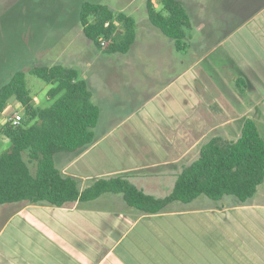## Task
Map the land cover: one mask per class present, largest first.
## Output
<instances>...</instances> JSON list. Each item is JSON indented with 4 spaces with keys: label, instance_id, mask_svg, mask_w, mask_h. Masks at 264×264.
Listing matches in <instances>:
<instances>
[{
    "label": "crops",
    "instance_id": "1",
    "mask_svg": "<svg viewBox=\"0 0 264 264\" xmlns=\"http://www.w3.org/2000/svg\"><path fill=\"white\" fill-rule=\"evenodd\" d=\"M101 4L115 13L126 8L114 1ZM182 4L189 14H210L197 21L199 29L223 28L225 14L244 15L200 57L176 49L147 16L128 14L136 33L128 52L101 48L92 56L102 62H87L81 78L70 61L79 54L63 52L54 63L87 81L100 110L94 141L78 154L59 157V170L75 178L79 190L98 179L126 177L145 193L164 197L213 137L234 141L252 119L264 139V0ZM12 7L0 0V30ZM28 50L23 47L17 57ZM3 67L0 53V87L8 80ZM19 70L24 69L8 78ZM50 87L49 105L55 99L47 94ZM31 99L37 106L36 97ZM14 107L23 109L19 103ZM200 196L171 202L157 213L116 209L123 197L113 193L62 206L0 205V264H264V181L244 202L223 196L211 205ZM99 200L109 204L107 211L87 204Z\"/></svg>",
    "mask_w": 264,
    "mask_h": 264
},
{
    "label": "trees",
    "instance_id": "2",
    "mask_svg": "<svg viewBox=\"0 0 264 264\" xmlns=\"http://www.w3.org/2000/svg\"><path fill=\"white\" fill-rule=\"evenodd\" d=\"M156 10L146 2L150 23L184 48L185 29L190 25L187 11L178 0H160ZM84 35L108 53H126L135 40V20L107 5L84 1L79 13ZM105 42V46L101 43ZM25 70H19L0 87V113L10 99L18 101L24 117L18 125L3 124L9 146L0 154V205L47 203L62 206L90 201L104 193H119L125 204L142 213H157L171 202L188 203L204 195L218 200L232 195L244 202L264 181V139L256 123L246 119L240 136L229 141L213 137L205 142L198 157L183 167L171 191L164 197L145 193L126 177L102 178L79 190L75 178L63 174L55 163L59 153L78 154L94 141L93 128L100 110L76 71L60 64L37 65L28 73L51 84L47 94L55 97L47 107L32 104Z\"/></svg>",
    "mask_w": 264,
    "mask_h": 264
},
{
    "label": "rangeland",
    "instance_id": "3",
    "mask_svg": "<svg viewBox=\"0 0 264 264\" xmlns=\"http://www.w3.org/2000/svg\"><path fill=\"white\" fill-rule=\"evenodd\" d=\"M84 1L92 3L114 1L116 7L126 6L123 12L124 14H132L138 20L147 16L145 7L146 0H1L3 5L13 6L9 11L3 14L2 22H4L5 25L0 30V53L4 64L3 80L6 81L7 79H11L8 78V73L11 74L13 71L21 69L22 67V69L27 71L25 81L29 95L30 97H36L37 103L35 105L38 107L49 105L45 95L46 88L49 84L36 75L28 73L30 69L37 65H52L54 63H59L60 55L63 52L65 56L70 57L73 56L74 53H77L79 54L78 58L70 61L75 63L74 67L78 71V77L81 78V70L87 67V62L100 63L103 60H93L92 54L100 49L97 48L92 41L87 39L83 33H79L81 27L79 13L81 4ZM199 1L201 2V0ZM154 2L156 3V5H154L155 9L161 10L162 6L159 0H154ZM180 2L188 13L190 23L185 29L186 37L184 39V48L181 51L186 50L189 54L196 57L204 55L213 45L214 41L222 38L226 32L232 29L230 26L234 25L235 19L244 15L225 14L226 23L223 28L199 29L197 28V21L203 20L204 17H209L210 14L202 12L189 14L186 7L182 4V0H180ZM23 47H27L29 50L27 54L25 52L24 58H18L20 57V55L17 57L20 53L19 50ZM100 52L108 53L103 50H100ZM87 69H89V67H87ZM15 103L19 102L13 98L10 99L3 112L0 113V154L9 146V141L3 134V124L5 123L6 115L16 111L14 107ZM19 105L21 106L20 103ZM19 113L24 117L25 114L23 109L20 108ZM63 154L64 153H59L55 156V163L59 168L61 167L59 157ZM113 194H115L117 198L121 197L120 194ZM199 198L210 202L211 205L220 204L212 203L215 201L204 195ZM222 199L228 201L235 200L236 197L224 195ZM102 200L88 202L87 204L92 209L107 211L109 204L102 202ZM120 200V206H117L116 209L119 207L125 209L129 208L122 199ZM226 201L220 202L226 203Z\"/></svg>",
    "mask_w": 264,
    "mask_h": 264
},
{
    "label": "built area",
    "instance_id": "4",
    "mask_svg": "<svg viewBox=\"0 0 264 264\" xmlns=\"http://www.w3.org/2000/svg\"><path fill=\"white\" fill-rule=\"evenodd\" d=\"M101 45L105 46L106 44L105 42H102ZM21 119H22V114L19 112H14L6 115L5 122H9L12 125H18Z\"/></svg>",
    "mask_w": 264,
    "mask_h": 264
}]
</instances>
